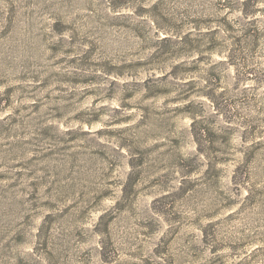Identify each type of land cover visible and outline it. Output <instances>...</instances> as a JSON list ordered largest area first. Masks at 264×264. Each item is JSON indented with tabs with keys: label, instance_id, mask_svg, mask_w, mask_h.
Returning a JSON list of instances; mask_svg holds the SVG:
<instances>
[{
	"label": "rangeland",
	"instance_id": "1",
	"mask_svg": "<svg viewBox=\"0 0 264 264\" xmlns=\"http://www.w3.org/2000/svg\"><path fill=\"white\" fill-rule=\"evenodd\" d=\"M0 264H264V0H0Z\"/></svg>",
	"mask_w": 264,
	"mask_h": 264
},
{
	"label": "trees",
	"instance_id": "2",
	"mask_svg": "<svg viewBox=\"0 0 264 264\" xmlns=\"http://www.w3.org/2000/svg\"><path fill=\"white\" fill-rule=\"evenodd\" d=\"M202 130H203V129H202ZM205 130H206V129H205ZM205 130H204V131H205ZM202 132H203V131H202Z\"/></svg>",
	"mask_w": 264,
	"mask_h": 264
}]
</instances>
